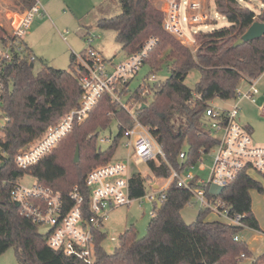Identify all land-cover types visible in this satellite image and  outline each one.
<instances>
[{
    "label": "trees",
    "instance_id": "trees-1",
    "mask_svg": "<svg viewBox=\"0 0 264 264\" xmlns=\"http://www.w3.org/2000/svg\"><path fill=\"white\" fill-rule=\"evenodd\" d=\"M18 1L26 9L35 4V0ZM118 1L121 12L98 18L96 26L114 31L125 54L137 52L148 38H155L144 64L156 75L162 68L168 71V77L152 87L150 101L141 98L138 90L132 93L133 99L142 102L137 109L138 120L150 126L164 153V157L147 162L149 175H131L130 196L139 198L150 188L151 177L163 181L171 169L182 171L210 153L217 141L207 129L205 110L216 98L233 99L242 79L264 72V34L231 47L254 21L264 23V0H259L261 8L257 13L241 0H214L215 11L227 20V25L194 33L199 42L194 54L163 29L164 13L153 6V0ZM7 4L10 12L0 11V46L10 49V59H0V112L8 118L0 126V255L13 247L16 264H83L47 245V233H40L39 225L20 212L10 190L29 174L65 198L77 185L87 201V172L112 159L123 127H130L133 122L117 102L104 94L89 116L76 124L49 154L30 167H17L16 152L74 108L81 88L75 53L70 54L67 69L55 68L38 59L24 40L6 32L14 29L11 12L23 14L13 0ZM35 61L40 63L36 71ZM193 69L199 72V78L190 88L185 79ZM115 116L120 117V124L114 141L102 148L97 143L99 131L108 128ZM181 151L185 152L183 160L179 158ZM253 189L262 192L264 188L259 180L242 171L219 194L231 215L243 216L242 225L207 219L208 209H199L195 220L185 223L180 211L192 194L171 183L159 205L154 204L143 236L130 226L118 235L113 252L107 253L101 244L106 233L96 232L94 264H238L243 258H251L253 252L247 243L234 236L244 228L261 231L252 211ZM253 264H264V252L254 256Z\"/></svg>",
    "mask_w": 264,
    "mask_h": 264
},
{
    "label": "built area",
    "instance_id": "built-area-1",
    "mask_svg": "<svg viewBox=\"0 0 264 264\" xmlns=\"http://www.w3.org/2000/svg\"><path fill=\"white\" fill-rule=\"evenodd\" d=\"M164 4L162 27L185 46L194 44L193 35L201 30V26L206 30L216 27V20L210 15L209 0H164ZM40 10L38 1H35V4L25 11L13 35L23 40L33 15ZM217 14L215 11V15ZM183 23L189 28H196L191 31L190 36L185 33ZM90 42L88 40L89 47L85 48L83 53L75 54L78 64L76 67L78 83L81 88L77 105L56 123L48 126L27 147L19 149L14 156L16 166L23 169L30 167L49 154L76 124L82 123L89 116L104 94L119 104L133 124L130 127H123L119 141L118 147L121 146L125 151L124 158L111 159L87 172L84 178L87 201L77 185L65 198L59 191L36 181L29 186L21 185L19 180L13 184L10 196L19 205L20 212L39 226L49 227L47 245L66 257L80 260L83 264H94L96 232L102 230L108 211L118 206H129L135 200L141 205L140 200L145 196L152 205L150 212L152 216L154 204L160 202L164 197V191L171 183L189 190L200 209H208L210 213L229 224L242 225L243 216L231 215L229 207L219 198V194L209 191L211 185L224 188L242 171L249 175L250 172H256L264 177V146L254 145L250 129L240 123L238 102L227 108H218L210 103L205 110L207 129L217 141L210 151L211 164L206 178L186 169L182 171L171 169L170 176L161 184L148 182L149 192L142 197L132 198L129 181L134 171L130 170V165L132 163L147 165L148 161L156 159L157 156L164 157L150 126L138 120L137 109L142 102L133 98L131 104L122 101L123 95L129 91L132 78L145 63L148 52L156 40L153 37L148 38L140 50L125 54V58L118 63L102 58L99 52L90 47ZM19 49L21 50L22 46ZM0 59H10L9 46L0 50ZM258 77L242 79L241 81L247 83L248 90L242 92L237 86L234 98L245 97L255 103V95L258 94ZM159 82L160 79L154 73L145 76L137 89L141 98L150 97L152 87ZM1 88L0 84V90ZM259 108L264 111L263 105ZM107 114L113 115L109 112ZM0 117L4 119V123L8 120L1 112ZM115 122L117 126L120 124L119 116H115ZM115 135H98L97 141L99 145L109 146L114 141ZM179 158L181 160L185 158L184 151L180 152ZM193 166L190 165L191 168ZM239 238V235L234 236L235 240Z\"/></svg>",
    "mask_w": 264,
    "mask_h": 264
},
{
    "label": "rangeland",
    "instance_id": "rangeland-1",
    "mask_svg": "<svg viewBox=\"0 0 264 264\" xmlns=\"http://www.w3.org/2000/svg\"><path fill=\"white\" fill-rule=\"evenodd\" d=\"M1 1V0H0ZM5 3L9 0H2ZM38 1L41 7L40 12L33 15L30 26L23 35V40L29 43L33 39L37 43V50L35 52L44 53L47 63L59 69H67L69 65V57L71 52L79 54L83 49L89 47L88 40H90V47L100 53L105 60H112L115 63L120 62L125 58V53L121 49V45L115 40V32L110 29H102L96 26V21L100 17H112L121 12V6L118 0H35ZM241 3L252 8L256 13L261 8L259 0H241ZM209 10L212 18L216 20L215 26L227 25V20L220 14L215 15L214 0H209ZM153 6L163 11L165 8L164 0H153ZM26 9V8H25ZM0 11H3L0 8ZM25 11L23 13L25 14ZM47 17L46 20H37L38 17ZM12 20H14V27L16 28L21 20V15L11 12ZM185 33L190 36L191 31L195 27H188L185 23L182 24ZM201 30L203 27H200ZM14 31V30H13ZM13 31H6L8 34L13 35ZM194 37V44L187 46L194 54L198 47V40ZM179 41V40H178ZM180 42V41H179ZM2 47L0 46V50ZM194 52H193V51ZM36 54V53H35ZM38 55V54H36ZM37 57H40L39 55ZM40 66L39 61H35L34 70L36 71ZM151 71L150 66L146 63L141 66L137 74L132 78L129 85V91L122 97L124 103L131 104L132 93L135 92L142 82V79L147 76ZM157 77L164 80L168 77V71L162 68L157 72ZM199 78V72L193 69L189 72L185 79V84L194 88L196 81ZM262 78V76H261ZM242 92L248 90L247 83L240 81L238 85ZM260 93L255 95L256 102L252 103L245 97H236L230 100L214 99L212 105L218 108H227L232 104L238 102L239 106V120L242 125H248L251 132L252 143L254 145L264 146V111L259 107L264 106V77L261 79L259 85ZM135 100V99H134ZM151 100V96L147 98ZM4 124V119L0 117V126ZM117 132L116 122L113 121L111 125L105 130L99 131V135L109 136L115 135ZM98 145L99 142L97 141ZM105 148L107 145H99ZM125 151L119 146L112 159H123ZM212 153L204 154L200 161H197L191 168L187 166L186 171H191L194 174H199L201 177L206 178L208 169L211 164ZM130 170L139 172L146 176L150 174L148 167L144 163H135L130 165ZM250 176L259 180L264 188V177L256 172H250ZM35 179L25 174L19 179L21 185H32ZM152 182L162 183L163 181L151 177ZM149 192L147 188L146 193ZM252 199V211L259 221L261 231H256L249 228H244L239 234L240 239L245 241L255 256V250L264 247V240L261 237L262 231L264 232V189L258 192L253 189L250 191ZM141 205L139 201L135 200L129 206H118L108 211L105 220L103 221L102 231L106 233V238L102 241V247L107 253L113 252L117 245L118 235L126 228L132 226L138 236H143L146 233L147 224L151 218L150 212L152 205L146 197L141 198ZM200 207L192 196L186 205L180 211L181 218L185 223H191L195 220L197 212ZM207 219L220 218L212 213L207 215ZM47 225L39 226L40 233H47ZM114 238V239H112ZM254 249V250H253ZM243 258L238 264H253L252 258ZM0 264H16L14 248L7 249L0 255Z\"/></svg>",
    "mask_w": 264,
    "mask_h": 264
},
{
    "label": "water",
    "instance_id": "water-1",
    "mask_svg": "<svg viewBox=\"0 0 264 264\" xmlns=\"http://www.w3.org/2000/svg\"><path fill=\"white\" fill-rule=\"evenodd\" d=\"M264 34V23L260 21H254L247 29L246 31L241 35L240 38L235 40L232 44L231 47H237L239 45H242L243 43L258 38ZM145 104H143L144 106ZM79 158V150L78 147H76L75 152H74V161L77 162ZM223 188L216 186V185H211L209 188V191L213 194H220L222 192ZM159 205V202H158Z\"/></svg>",
    "mask_w": 264,
    "mask_h": 264
},
{
    "label": "crops",
    "instance_id": "crops-1",
    "mask_svg": "<svg viewBox=\"0 0 264 264\" xmlns=\"http://www.w3.org/2000/svg\"><path fill=\"white\" fill-rule=\"evenodd\" d=\"M15 3H16V5H18L20 8H22V11H24V10H26L25 9V7L18 1V0H13ZM0 8L5 12V13H8V12H10V6H8V4L7 3H5L4 1H0ZM23 13V12H22ZM20 15V14H19ZM23 15H24V13L23 14H21V17H23ZM37 20H46V21H48V18L47 17H44V16H42L41 15V17H38L37 18ZM5 29V28H4ZM6 30V29H5ZM13 30H15V28L13 29ZM12 30V31H13ZM7 31V30H6ZM14 32V31H13ZM25 43H27L28 44V46L31 48V50H32V52H33V54L37 57L38 55L40 56V57H37L38 59H42L43 61H45V62H48V61H46V59H45V54L44 53H42V52H35V49L37 50V43H36V41H33V39H31V40H29V43L28 42H25ZM38 54V55H36V54ZM72 53V52H71ZM74 53V52H73ZM49 64V63H48ZM261 76H262V78L264 77V72L258 77V81H257V87H258V93H260V89H259V85H260V83H261ZM212 103V102H211ZM261 106V105H260ZM244 126H246V127H248L249 128V126L248 125H244ZM250 129V128H249ZM250 132H251V130H250ZM257 218V217H256ZM210 220H212V219H210ZM214 220V219H213ZM215 220H217V219H215ZM221 221H223L222 219H220ZM102 227H103V225H102ZM250 229V228H249ZM262 236L261 237H263L262 239L264 240V232L262 231V234H261ZM254 250V249H253ZM264 252V247H262V249H258V250H255V256H258V255H260L261 253H263ZM252 261H254V257L252 258Z\"/></svg>",
    "mask_w": 264,
    "mask_h": 264
}]
</instances>
